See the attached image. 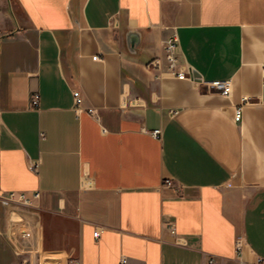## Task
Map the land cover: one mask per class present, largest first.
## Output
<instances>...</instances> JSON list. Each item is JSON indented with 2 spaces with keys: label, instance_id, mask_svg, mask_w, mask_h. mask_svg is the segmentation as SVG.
Wrapping results in <instances>:
<instances>
[{
  "label": "crops",
  "instance_id": "0c3cea01",
  "mask_svg": "<svg viewBox=\"0 0 264 264\" xmlns=\"http://www.w3.org/2000/svg\"><path fill=\"white\" fill-rule=\"evenodd\" d=\"M263 68L264 0H0V264L264 258Z\"/></svg>",
  "mask_w": 264,
  "mask_h": 264
},
{
  "label": "built area",
  "instance_id": "2783aa9c",
  "mask_svg": "<svg viewBox=\"0 0 264 264\" xmlns=\"http://www.w3.org/2000/svg\"><path fill=\"white\" fill-rule=\"evenodd\" d=\"M179 46L180 43H179L178 34L176 32H173L169 37H167L163 41V53H164L163 57L154 58L147 65V68L149 67L155 69L160 73L163 67L165 66L166 72L172 77L178 79H188L193 82L200 81V77L195 74V70L193 69V67H191L186 63L181 62ZM262 76L264 78V68L262 70ZM206 85L210 89H215L224 96L230 95L232 90V84L230 80L210 81V82H206ZM73 95L75 98V106L77 107V109H81L83 105V97L81 91L79 89H74ZM34 105L35 107L39 106L38 99H35ZM88 110L92 113L95 112L94 108H88ZM242 117H243V105H238L235 108L234 120L236 122H240L242 120ZM152 134L155 137H160L162 134V129L160 128L154 129L152 131ZM166 184L171 185L172 181H166ZM39 196H40L39 191H35V192L9 191L0 194V204L3 206H8L12 204L31 206L33 205L34 201L39 198ZM167 227L171 232V234H173L176 237L177 239L176 242L180 243L179 237H177L175 223L171 221L167 225ZM94 234L95 237H99V231H95ZM243 243H244L243 238L240 236L237 237L236 239L237 252L242 250ZM73 264H81V262L75 261ZM119 264H129L128 257L122 256ZM205 264H225V263L220 262L216 255H209ZM237 264H264V258L257 257L253 262H240Z\"/></svg>",
  "mask_w": 264,
  "mask_h": 264
}]
</instances>
